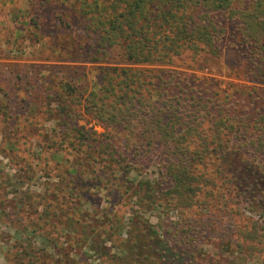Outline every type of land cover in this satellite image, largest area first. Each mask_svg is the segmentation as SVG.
<instances>
[{
	"label": "rangeland",
	"instance_id": "obj_1",
	"mask_svg": "<svg viewBox=\"0 0 264 264\" xmlns=\"http://www.w3.org/2000/svg\"><path fill=\"white\" fill-rule=\"evenodd\" d=\"M85 1L0 0V264H264V84L247 55L227 40L220 55L145 65L143 87L106 122L94 100L124 58L100 41ZM229 14L217 18L232 37ZM160 119L187 132L188 159ZM81 126L121 153L79 146ZM178 159L201 175L192 205L168 193Z\"/></svg>",
	"mask_w": 264,
	"mask_h": 264
},
{
	"label": "trees",
	"instance_id": "obj_2",
	"mask_svg": "<svg viewBox=\"0 0 264 264\" xmlns=\"http://www.w3.org/2000/svg\"><path fill=\"white\" fill-rule=\"evenodd\" d=\"M244 1L247 4L238 8L236 0H86L89 4L86 14L91 15L89 18L100 41L107 47L117 46L122 50L125 64L110 67L101 78L106 90L107 87L110 89L106 97L96 94L98 99L94 102L98 106L95 111L99 118L106 122L118 121V114L111 112L109 107L121 104L120 98L124 94L130 96L129 90L136 96L144 85L143 74L148 71L143 66H172L177 58L187 52L193 58L203 52L220 55L222 44L227 40L231 46L243 50L253 66L255 78L264 84V0ZM223 12L225 16L226 12L230 13L229 21H240L233 26L232 37L227 36L230 26L228 21L217 18ZM134 97L130 98L137 111L140 108L139 99ZM61 109L71 114L66 105H61ZM157 123L160 129H165L166 135L163 137L174 140L176 147L173 150L176 154L188 159V150L181 145L185 140L187 142V132L172 133L171 129L177 127L172 121L163 123L160 119ZM75 134L79 146L92 149L95 142L101 151L103 148L102 154L121 153L118 149L110 150L109 147H116L114 141H98L84 126L76 129ZM194 155L195 159L204 156L199 150ZM186 159H178L167 165L166 172L173 180L168 193L177 196L179 202L185 201L192 205L200 189L201 175L195 173L194 167ZM228 160L225 153L218 166L221 174L228 171ZM139 184L144 197L154 203V181L147 178L139 181Z\"/></svg>",
	"mask_w": 264,
	"mask_h": 264
}]
</instances>
